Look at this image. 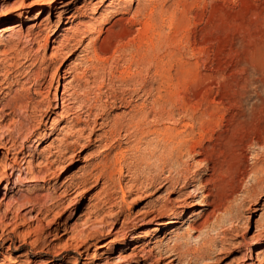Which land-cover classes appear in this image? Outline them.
<instances>
[{"label":"rangeland","instance_id":"374dc122","mask_svg":"<svg viewBox=\"0 0 264 264\" xmlns=\"http://www.w3.org/2000/svg\"><path fill=\"white\" fill-rule=\"evenodd\" d=\"M128 1L0 0V264H264V188L246 195L264 179V0ZM154 4L155 46L126 49ZM224 160L236 194L203 225Z\"/></svg>","mask_w":264,"mask_h":264},{"label":"bare ground","instance_id":"6f19581e","mask_svg":"<svg viewBox=\"0 0 264 264\" xmlns=\"http://www.w3.org/2000/svg\"><path fill=\"white\" fill-rule=\"evenodd\" d=\"M129 1L128 0H123V7L124 6H127L129 3H128ZM137 4H139V2L137 3ZM152 5V4H151ZM153 6H155V4L153 5ZM139 7H140V5H139ZM138 7V9H137V11L135 12V13H133L134 14V16H133V19L135 20V22H136V20L138 19V16L140 15V14H142L141 13V9ZM146 8V7H145ZM158 7H156L155 6V8L153 7V8H151L150 9V11L149 12H147V10H146V12L144 13V17H145V21H139V24H140V26L138 27V36H137V38H135V39H132V40H130L129 42H128V44H126L125 45V48L126 49H131V47H136L138 50H140V49H143V48H141L142 46L140 45L144 40H149V42L151 43V44H155V41H154V39L152 38L153 37V35H152V33H154V29H155V27L153 26V22H152V20H151V18H152V16L154 15V12H155V10L157 9ZM162 9V8H161ZM130 10V9H129ZM164 10V9H163ZM171 10V9H170ZM131 12V11H130ZM167 12V11H166ZM116 13V12H115ZM129 13V12H128ZM162 13H163V11H162ZM130 14V13H129ZM132 18V17H131ZM60 30H61V28H58V30L56 31V34L57 33H59L60 32ZM160 34V33H159ZM73 41H76V38L73 36V37H67V38H65L63 41H61L60 43H59V47L64 51L65 49H69L70 48V46L72 45V42ZM78 41V40H77ZM80 42V41H79ZM81 43V42H80ZM145 43V42H144ZM143 43V44H144ZM142 44V45H143ZM150 44V45H151ZM157 45V44H156ZM147 46V45H146ZM152 46V45H151ZM150 46V47H151ZM155 46V45H154ZM95 47V46H94ZM149 47V48H150ZM96 48V47H95ZM94 48V49H95ZM147 49V48H146ZM152 49L153 50H155L154 49V47H152ZM72 50V49H71ZM123 50V49H122ZM152 50V51H153ZM90 51V50H89ZM152 51L150 50V49H148L147 50V52L145 53V54H142L141 55V58H140V60L141 59H150V57H151V53H152ZM144 53V52H143ZM154 53V52H153ZM97 54V53H96ZM98 56V55H97ZM138 57V56H137ZM53 60L55 59V56L54 55H52V57H51ZM153 61V60H152ZM67 72V71H66ZM60 85H63V82H60L59 83ZM168 85V84H167ZM55 102H56V106H55V109H64V97H63V95H62V92H57L56 93V98H55ZM165 104V103H164ZM264 105V104H263ZM262 106V105H261ZM263 107V106H262ZM67 108V107H66ZM139 113V112H138ZM263 108H261V109H258V108H255V110H254V113H253V120H262L263 119ZM140 115V114H139ZM149 115V114H148ZM138 116V115H137ZM144 117V116H143ZM147 117V116H146ZM135 118V117H134ZM258 118V119H257ZM133 120V119H132ZM138 120V119H137ZM146 120V119H145ZM258 120V121H259ZM95 121V120H94ZM247 121V120H246ZM256 121H251L249 124L251 125L252 123H254V122H256ZM139 122V121H138ZM249 122V121H248ZM131 123H133V122H131ZM237 123V122H236ZM236 123L234 124V125H236ZM97 124V123H96ZM137 124V123H136ZM246 124H247V122H246ZM245 124V121H244V124H242L243 126H244V128H245V132L246 131H248L250 134L252 133V132H255V133H261L262 131L261 130H259V128H257V127H253L252 126V128L253 129H250L251 128V126H249V125H246ZM256 125L257 124H259L258 122L257 123H255ZM85 125V124H84ZM138 125V124H137ZM239 125V124H238ZM242 125H241V128H242ZM261 125V124H260ZM260 125H258V126H260ZM90 126V125H89ZM130 126H132V125H130ZM136 126V125H135ZM139 127V126H138ZM238 127H240V125L238 126ZM250 127V128H249ZM146 128V127H145ZM241 128H240V131H242L241 130ZM239 130V129H238ZM244 130V129H243ZM235 131H237L236 129H235ZM261 131V132H260ZM142 132V131H141ZM243 132V131H242ZM142 133H144V132H142ZM178 133V132H177ZM241 133V132H240ZM255 133H253V134H255ZM167 134V136L169 135L168 133H166ZM248 134V133H247ZM262 135V134H261ZM50 135H48L47 133H45V134H43L42 135V137H41V140H46L48 137H49ZM170 136V135H169ZM248 136V135H247ZM247 136H246V138H247ZM258 136V135H257ZM250 137H251V135H250ZM102 138V137H101ZM169 138L170 137H167L166 138V140L165 141H167V143H166V148L167 149H170V147H169ZM245 138V137H244ZM259 138V137H258ZM13 139V138H12ZM262 140H263V138H261ZM61 140V139H60ZM255 140V139H254ZM257 140V139H256ZM255 140V141H256ZM261 140V141H262ZM65 141H67V140H65ZM183 141H185V140H183ZM14 141H12V143H13ZM200 142V141H199ZM250 142H252L251 140H250ZM229 143V142H228ZM234 143V142H233ZM248 143V142H247ZM257 143V142H256ZM262 143H264V142H262ZM261 143V144H262ZM8 144V143H7ZM65 144V143H64ZM77 144V143H76ZM185 144V143H184ZM198 144V143H197ZM197 144H191V145H188V150H189V152L190 153H192V152H194V153H198L197 152ZM264 145V144H263ZM5 146H6V144H5ZM73 146H74V144H71V143H67L66 145H64V147L63 148H53L54 150H52V149H48V151H47V153L49 154V156L46 158L47 159V161L45 162L46 163V166H51V165H53L54 163H59V162H61V160L63 159V158H65V156L67 155V154H69V152L72 150V148H73ZM175 146V145H174ZM177 146V145H176ZM183 146V145H182ZM60 147V146H59ZM202 147V146H201ZM172 148V147H171ZM178 148V147H177ZM176 148V149H177ZM184 148H186V147H184ZM234 148V147H233ZM181 149V148H180ZM228 149V148H227ZM12 147H8V152L9 153H11L12 152ZM15 150V149H14ZM223 150H225V149H223ZM229 150V149H228ZM167 151V150H166ZM173 151V150H172ZM183 151H185L184 149H183ZM186 151H187V149H186ZM205 151V150H204ZM180 152H181V150H180ZM180 152H178V153H180ZM226 152V151H225ZM229 152H230V150H229ZM203 153V152H202ZM202 153H201V155H202ZM227 153V152H226ZM220 154V153H219ZM218 155V154H217ZM40 156V155H39ZM181 157V156H180ZM206 157V156H205ZM210 157V156H209ZM177 158H179L178 156H177ZM211 158V157H210ZM218 158V157H217ZM216 158V159H217ZM224 158V157H223ZM176 159V158H175ZM206 159H208V158H206ZM216 159H215V161H216ZM204 160V159H203ZM219 160V159H218ZM174 161V160H173ZM205 161V160H204ZM30 163V162H29ZM178 163V162H177ZM205 163V162H204ZM207 163V162H206ZM211 163V162H210ZM209 163V164H210ZM221 163H222V161H221ZM220 162H218L217 161V163H214V161L212 162V166H211V171H212V175L211 176H213V179H214V177H217V179L214 181V184H212V188H209L208 189V183H200L201 184V187L199 188L200 190L202 189V190H208V194H207V196L208 197H213V199H212V201H211V206H212V211L211 212H209L208 214H207V218L205 219V221H204V223H203V225H206V224H208L209 223V217L210 216H212V214H214V213H216L217 211H219V210H221L223 207H225V205L227 204V202L229 201V199H230V196H232V194H234L235 192H236V187L234 186V184L233 183H231V181H229V179H230V177H229V172H230V168L228 167L229 166V163H228V166L226 165L227 164V161L226 160H224L223 161V163L221 164ZM231 163V162H230ZM31 164V163H30ZM208 164V163H207ZM226 165V166H225ZM224 166L227 168L228 167V169H225L224 168ZM69 167H70V163H66V165L64 166V169H65V171L67 172V171H69ZM28 169V168H27ZM63 169V170H64ZM209 169V168H208ZM29 170H30V173L32 174V176H34V177H36V175H37V173H38V171H33V169L31 168H29ZM28 170V171H29ZM20 172L21 173H23L24 171L22 170V169H20ZM211 174V173H210ZM230 175H231V173H230ZM45 176V175H44ZM89 177H90V174L89 175H85V176H81V178L79 179V181L77 182V183H75V181H74V176H71V177H69L68 179H65L63 182H62V192H61V194L58 196V202H60V201H63L64 199H67L69 196H70V194H71V191L72 190H76V196L77 197H80V196H83L86 192H87V190H85L86 188H84L86 185H87V183H88V181L90 180L89 179ZM44 178H46V177H44ZM185 178V177H184ZM187 178V177H186ZM212 179V180H213ZM171 180V179H170ZM179 180H181V179H179ZM258 180V182H257V187L256 188H252V189H250V190H248V191H246V195H247V199L249 200V198H250V201L251 200H253L254 201V199H256V197H257V195L259 194V191L261 190V189H263L264 188V179H263V177L262 178H260V179H257ZM27 182V181H26ZM206 182V181H205ZM208 182V181H207ZM213 182V181H212ZM186 183V182H185ZM184 184V183H183ZM187 184V183H186ZM182 186H184V185H182ZM211 186V185H210ZM194 187V186H193ZM184 188H187V186L185 185L184 186ZM82 189H84V190H82ZM143 189V188H142ZM80 190H82V191H80ZM194 190V189H193ZM198 190V189H197ZM245 192V191H244ZM236 194V193H235ZM76 197V198H77ZM233 197H234V195H233ZM258 198V197H257ZM71 201H73V199H70ZM247 201V200H246ZM245 201V202H246ZM231 202V201H230ZM29 204H30V207H31V209H33V210H35L36 208H37V200H30L29 202H28ZM195 203H197L196 201H195ZM38 211H37V215L38 216H40V215H44L45 214V212H44V210L43 209H41L40 207H38V209H37ZM47 211H50V210H46V212ZM63 211H66L65 210V208L63 209ZM62 211V212H63ZM62 212H61V210L60 211H56L54 214H55V216H54V218L55 219H58L59 218V216H61V214H62ZM98 212V211H97ZM177 214L178 213H174V217H173V220L174 221H172V223H175V221L177 220L176 218H177ZM179 216V215H178ZM264 219V218H263ZM261 223V222H260ZM259 223V224H260ZM160 225H164V226H167V225H170V224H168V223H159ZM79 234H82V231L81 232H79ZM76 238H78V235H76ZM87 244H90V241L89 240H87L86 241V246H87ZM89 247V246H88ZM87 247V248H88ZM89 249V248H88ZM88 249H86V251L88 250Z\"/></svg>","mask_w":264,"mask_h":264}]
</instances>
